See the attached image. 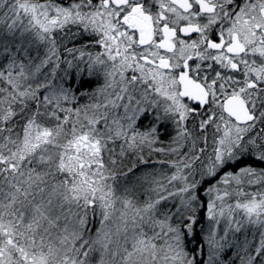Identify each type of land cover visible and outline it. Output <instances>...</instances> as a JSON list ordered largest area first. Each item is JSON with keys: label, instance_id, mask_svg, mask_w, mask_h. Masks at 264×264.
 <instances>
[{"label": "snow or ice", "instance_id": "obj_1", "mask_svg": "<svg viewBox=\"0 0 264 264\" xmlns=\"http://www.w3.org/2000/svg\"><path fill=\"white\" fill-rule=\"evenodd\" d=\"M0 264H264V0H0Z\"/></svg>", "mask_w": 264, "mask_h": 264}]
</instances>
